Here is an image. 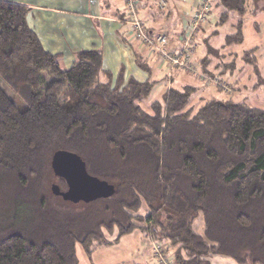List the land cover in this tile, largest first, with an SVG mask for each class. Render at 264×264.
<instances>
[{
  "label": "trees",
  "instance_id": "16d2710c",
  "mask_svg": "<svg viewBox=\"0 0 264 264\" xmlns=\"http://www.w3.org/2000/svg\"><path fill=\"white\" fill-rule=\"evenodd\" d=\"M215 1L213 34L233 16L225 43L240 44L247 0ZM252 4L264 12V1ZM29 11L0 0V83L26 106L0 86V264H79L76 244L90 256L105 237L135 230L163 244L168 264H264V110L230 99L196 107L185 86L146 111L154 83L125 80L122 69L114 77L98 50L62 68L28 27ZM58 151L78 155L113 195L54 197V183L66 190L50 170ZM199 216L202 235L193 231Z\"/></svg>",
  "mask_w": 264,
  "mask_h": 264
},
{
  "label": "crops",
  "instance_id": "0c3cea01",
  "mask_svg": "<svg viewBox=\"0 0 264 264\" xmlns=\"http://www.w3.org/2000/svg\"><path fill=\"white\" fill-rule=\"evenodd\" d=\"M13 1L30 9L26 17L28 27L46 53L59 56V65L64 69L72 66L77 52L98 50L103 70L114 77L122 69L125 80L133 77L141 83L151 81L154 85L157 81L165 82L167 87L162 97L170 87L192 86L200 101L229 98L264 110V12L254 13L253 0L247 3V14L242 20V42L229 45L225 39L234 33L235 17L231 16L228 22L229 34L222 35V29L213 34L220 13L215 5L205 25L189 32V19L199 9L200 0H164L167 3L164 11L158 7L159 0H134L142 27L151 36H166L167 49L174 54L188 51L181 48L189 33L191 52L187 53V58L195 72L171 68L134 36L127 22V0ZM251 52L259 68L253 62L244 63L245 55ZM209 79L227 84L231 94L225 96ZM125 238L127 240L123 238L122 243L131 245L126 252L130 255L129 262L133 260L137 264L140 259L142 264H158L149 238L137 230Z\"/></svg>",
  "mask_w": 264,
  "mask_h": 264
},
{
  "label": "rangeland",
  "instance_id": "374dc122",
  "mask_svg": "<svg viewBox=\"0 0 264 264\" xmlns=\"http://www.w3.org/2000/svg\"><path fill=\"white\" fill-rule=\"evenodd\" d=\"M208 1H209V4H208V10L206 12L205 20L202 22L196 23L197 27L195 30L200 29L203 25H205L204 23L206 22L207 15L210 14L209 11L211 10V7H213L216 4L215 0L214 1L208 0ZM260 1H264V0H258V2H260ZM248 2H249V0H247V3ZM247 3H246V7H247ZM200 4H201V2H200ZM261 5L262 4H259V6H261ZM196 12H197V10H196ZM196 12L189 19V22H190V20H192L195 17V15L197 14ZM189 22H188V25H189ZM227 25H230V24L228 23ZM227 25L223 26L224 29L222 28V35L223 34H229L228 33V32H230L229 26H227ZM242 27H243V23H242ZM189 28H190V25H189ZM232 29H233V27H232ZM189 31H190V29H189ZM241 34H242V30H241ZM242 37H243V34H242ZM247 54H248L247 56H249L252 60H250V58L245 55L246 59H244V63H247L248 61L253 62L252 64L253 65L256 64V68H259V62L256 63L255 57L252 56L253 53L251 52V53H247ZM209 80H211V79H209ZM209 80H207V81L210 82ZM211 81H213V80H211ZM214 85L217 86L216 88H218L221 92L225 93V96L226 95L228 96L231 94V89L228 87L227 84H223L222 82H217L216 80H214L212 86H214ZM0 86H1L2 91H4L6 93L7 97L12 102H14V104L17 105V107L20 110H24L26 108L25 104L23 102H21L17 96H15V94L5 85V83L1 82ZM166 87H167V84L165 82H162V81L155 82V88L153 89L151 95L149 96L150 98L142 104V108L146 111H149V108H148L149 104L156 101V100H161L162 92L166 89ZM226 99H224V100H226ZM232 101H234V100H232ZM200 103L201 102L199 100V96L194 95L193 99L191 101V105H194L197 107L200 105ZM54 182H56V180ZM140 214L146 215V211L144 208L141 210ZM203 228H204V223H202V217L199 216L194 221L193 231L196 234L202 235ZM132 233L133 232H130L126 236L121 237V239L115 243H110V238L105 237V239H107V242H109V243L104 244V245L94 244L96 246L94 249L91 250L92 252H91L90 256H87L86 253L82 250V248L78 244H76L75 245V251H76L75 254H76L78 263L79 264H135L134 263L135 261H133V260H132V262H129L130 261V255L129 254L126 255L127 248L131 247V245H129L128 242L122 243L123 241L127 240V238H125V237H127L128 235H130ZM110 237H113V236H110ZM122 239H123V241H122ZM150 240L152 243V246H151L152 251H153L154 246H158L159 248H161V253L163 254V258L167 260V256L165 255L163 244L162 245L159 243L156 244L152 241L151 238H150ZM139 261H141V260L139 259ZM139 261H138V263H139ZM210 264H236V263L234 261L226 258V257H213L210 259Z\"/></svg>",
  "mask_w": 264,
  "mask_h": 264
},
{
  "label": "water",
  "instance_id": "95a60500",
  "mask_svg": "<svg viewBox=\"0 0 264 264\" xmlns=\"http://www.w3.org/2000/svg\"><path fill=\"white\" fill-rule=\"evenodd\" d=\"M50 170L53 175L66 184V190L61 191L57 184L50 186V193L71 204L85 203L108 199L113 195V187L106 181L88 175L82 159L68 151H58L53 154Z\"/></svg>",
  "mask_w": 264,
  "mask_h": 264
},
{
  "label": "built area",
  "instance_id": "2783aa9c",
  "mask_svg": "<svg viewBox=\"0 0 264 264\" xmlns=\"http://www.w3.org/2000/svg\"><path fill=\"white\" fill-rule=\"evenodd\" d=\"M201 4L199 9L197 10V14L195 17L190 20V31H195L197 25L196 23L202 22L205 20L206 12L208 10V0H200ZM165 3L161 2L158 6L160 9L164 8ZM127 12H128V23L131 25L134 36L139 39L144 45L149 47L151 50L155 51L161 61L167 63L171 68H180L187 72H195L194 66L190 63L187 57H184V53L174 54L172 51L167 49L168 38L163 35H155L153 37H149L146 34V31L142 27L139 16H137V4L133 0H127ZM189 31V32H190ZM185 39L183 47L181 49L188 50V43L190 41V35ZM153 254L158 264H168L167 260L163 258V254L161 253V248L158 246L153 247Z\"/></svg>",
  "mask_w": 264,
  "mask_h": 264
},
{
  "label": "bare ground",
  "instance_id": "6f19581e",
  "mask_svg": "<svg viewBox=\"0 0 264 264\" xmlns=\"http://www.w3.org/2000/svg\"><path fill=\"white\" fill-rule=\"evenodd\" d=\"M161 2H164L165 3V5H164V8L163 9H160L161 11H164L165 9H166V7H167V3L164 1V0H159L158 1V6L161 4ZM189 52V54H190V50L189 51H187L185 54H184V57H187V53Z\"/></svg>",
  "mask_w": 264,
  "mask_h": 264
}]
</instances>
